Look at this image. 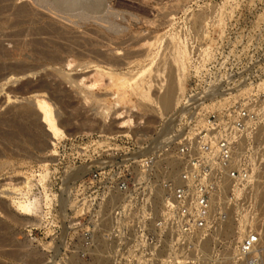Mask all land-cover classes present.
<instances>
[{"label":"rangeland","instance_id":"obj_1","mask_svg":"<svg viewBox=\"0 0 264 264\" xmlns=\"http://www.w3.org/2000/svg\"><path fill=\"white\" fill-rule=\"evenodd\" d=\"M24 7L28 12L21 15ZM0 49L1 66L37 68L6 80L8 71L0 73V120L23 124L14 116L26 106L39 113L36 147L20 151L0 138V264H236L233 258L244 235L231 237L239 238L232 248L216 236L217 225L241 226L243 209L263 217L259 203L238 207L245 192L235 189L232 212L222 220L218 210L206 233L212 250L202 253L197 246L190 253L169 228L173 215L162 183L184 170L190 156L181 155L180 148L195 147L209 109L221 117L216 136L230 138L236 153H244V166L259 172L264 159V0H0ZM169 49L183 86L178 105L169 112L121 106L118 110L128 111L133 125L119 129L123 119L115 114L105 118L102 108L112 94L128 88L114 83L111 73L131 72L137 84ZM51 56L57 62L48 61ZM97 77H102L100 89L92 93L87 86ZM43 83L41 98L18 94ZM210 92L214 94L208 96ZM204 95L208 98L197 108ZM247 107L258 121L242 138L233 118ZM0 131L17 132L15 127ZM252 157L256 160L250 163ZM216 158L215 152L207 155L214 166ZM124 177L131 179L130 191L120 193L117 182ZM152 189L162 191V197L149 208ZM19 190L31 202L41 200L38 217L36 210L24 213L12 203L22 199ZM131 204L141 219L134 231L113 224ZM156 220L163 222V234L152 240ZM87 230L94 242L84 250ZM111 244L114 249L108 248Z\"/></svg>","mask_w":264,"mask_h":264},{"label":"bare ground","instance_id":"obj_2","mask_svg":"<svg viewBox=\"0 0 264 264\" xmlns=\"http://www.w3.org/2000/svg\"><path fill=\"white\" fill-rule=\"evenodd\" d=\"M50 11H51V9H50ZM27 12H28V10L26 7L19 10V13L21 15H24ZM82 19H83V17H82ZM6 23H7V21H6ZM42 29H41V31H42ZM54 30H56V29L54 28ZM57 31H59V30H57ZM48 33H50V32H48ZM32 35H34V34H32ZM36 35L38 36V34H36ZM49 35L51 36V33ZM44 36H46V35H44ZM52 38L55 39L54 37H52ZM46 39L49 40L47 36H46ZM40 41H41V39H40ZM40 41L38 38V42H40ZM9 42H10V39H9ZM33 42H35V41L33 40ZM38 42H37V44H38ZM21 44H22V42H21ZM21 44H19V45H21ZM23 44H25V43L23 42ZM44 45H46V44H44ZM4 47H5V45H4ZM23 47H24V45H23ZM6 48L9 49V47H6ZM12 48H14V47H12ZM5 50H7V49H5ZM7 51L10 52V50H7ZM33 51L35 52L38 50H33ZM17 54H18V52H17ZM173 56H174L173 52L171 51V49H169L161 57L157 68L151 74H149L147 77L142 79L137 84H134L135 75L132 74L131 72H129V73H119V72L111 73L112 81L114 83L116 81L122 82L128 88V90L125 92H122V93L118 92V93H114L111 95V97L109 98L110 102L109 103L106 102L102 108L103 116L105 118H110L114 114L118 115L119 116L118 119H121V118L123 119V121L121 123H119V129H126V128L129 129L133 125V119H132L133 117H132V115H129L128 111L120 112V110H118V109L121 106L122 107L123 106H131L132 109L133 108L134 109L141 108L142 110H146V111H150L153 109H159L163 112H169V111H172L174 108H176V106L178 105L179 101L182 98L183 86H182V81H181L180 76H179V71L176 70L173 66L174 65L173 64ZM2 57L3 56L0 57V60ZM99 57H101V56H99ZM47 60L50 62L52 61L54 63L57 62V59L53 56H51ZM109 60H111V59H109ZM100 61H102V60H100ZM103 62H105V60H103ZM97 69H98V67H97ZM35 70H37V68L27 67V66H22V65L21 66H13V67L8 68L5 66H1V64H0V73L3 71L4 72L8 71V75H5V80L8 79L7 78L8 76L10 78L26 77L30 74H33V72ZM1 78H3V77H1ZM101 78L102 77L95 78L94 81L92 82V84L87 86V89L92 93H95L96 91H98L100 89L99 83L101 81ZM46 86L47 85L43 83V85L41 84L35 88H31L27 92H25L26 90L23 91L21 89L18 91V94H22V95L32 94L34 97L41 98L42 96L39 95V92H40L39 89H44V88H46ZM155 91H158V92L155 94ZM213 94H214L213 92H210L208 96H212ZM14 96H16V95H14ZM208 96L204 95L203 97H201V100L199 101L197 108L200 106V104H202L208 98ZM10 99L11 98L9 97L8 100H10ZM89 99H90L89 96L85 97L86 101H88ZM106 100H108V99H101V101H106ZM42 102L45 103V101L43 99H42ZM251 109H252V107H247V110H251ZM260 112L263 113V111H260ZM124 114H126V115H124ZM14 117L17 120L22 121L23 124H19V123L17 124L15 122H12L9 120L8 121L0 120V129H2V127H15V129L17 130V132L16 131L7 132V134H4L6 132L3 133L0 131V138H1V140H3L2 142L4 143V141H6V143L9 146L15 147V148L19 149L20 151H24V147L26 145H31V146L36 147V130L35 129L38 128L36 125V117L39 118V113L36 112L34 107L26 106V107L19 108L18 112L15 114ZM47 117H50L49 111H47ZM59 129L56 128L57 133L61 132V130H59ZM226 130L228 132H230L229 126L226 127ZM248 131H249V128H248ZM235 134L233 133L232 137L234 139L239 138V135H235ZM244 136H246V132H244V134L241 137L243 138ZM229 141H231L230 138H229ZM231 143H232V147L234 149V142L231 141ZM234 159L236 161H238L242 166L244 165V159H245L244 153H239V152L236 153V151H235L234 152ZM165 160L169 164L171 159L167 155L165 157ZM254 160H256V158L252 157L249 162L252 163V161H254ZM255 169H257L255 171H258V168H255ZM250 171H251L252 177H255L256 179H258V182H256V183L254 182V184L250 185L249 187H244V186H240V185H238L236 187V189L238 191L241 192L242 190H244V192H245L244 198L242 199V203L238 204V207H240V208L248 207V206L252 205L250 202H253V205H255L256 203H259L260 207L262 209H264V191L262 190L261 174H260V172H257V174H255L254 168L253 169L251 168ZM25 185L28 186V183ZM225 185L227 187H231L233 184L229 180L226 179ZM19 191L22 193V199H17V200L14 199L12 203L16 206V208L18 210H20L24 213H32L34 210H36V216L38 217V212L40 211V207L42 204L41 200H39V198L36 197V202H31L26 198L28 193L24 194L22 190H19ZM160 194L162 195V191L160 193V190L158 191V189H152L149 192V194L147 195V200H146L149 208L150 207L152 208L158 204V199H160L162 197V196L160 198L158 197ZM194 200H195V194L192 193V196L190 197V199L187 200V203L188 204L191 203V205H192ZM243 202H245V203H243ZM218 209L219 208L216 206V208L213 212V216H212L213 219L216 218V214L218 212ZM230 210H231L230 212H232L233 207L230 208ZM260 218H261L260 214H257L254 212L248 213V211L243 209L242 218H241V226H233L231 223H227V224L223 225L224 222L223 223L219 222L217 225L218 229L216 228V230H217L216 236L227 239L229 241V245L232 248H234L241 235H246L248 232H251L254 230L264 232V229L260 226V223H259ZM37 219H36V226H38V223L40 222V220H37ZM13 221L16 223L18 222V220L16 218H13ZM140 223H141V219H140L139 210H138V208L133 207V204L129 205L123 214H119L116 219L115 218L113 219V224H118L120 226H124V227L128 228V230H130V231H134V230L138 229ZM170 227L172 228V231H174V227L171 224H169V228ZM3 230H6V229L3 228ZM103 231H105V230H103ZM105 234H106V232H105ZM161 234H163V231L159 230L157 235H161ZM167 235H169L171 238H173V234L171 232H169V234H167ZM233 235L239 236V238L237 237V239L236 238L232 239L231 237ZM176 236H175V238H176ZM207 238L209 239L210 237H208L207 235H205L204 237L202 236L199 244L197 245L198 247H200L199 251H201L202 253H208L212 250V246H213L212 241H209ZM2 240H0V242H2ZM107 243H106V245H107ZM108 248L114 249V245L111 244L110 246H108ZM106 250H107V248H106ZM10 256L13 258H17L18 253H12V254H10ZM233 259H235V261L237 259V250L235 253V257ZM99 264H112V263H109L108 261L104 262L103 260H100ZM140 264H153V262L152 261H144Z\"/></svg>","mask_w":264,"mask_h":264},{"label":"built area","instance_id":"obj_3","mask_svg":"<svg viewBox=\"0 0 264 264\" xmlns=\"http://www.w3.org/2000/svg\"><path fill=\"white\" fill-rule=\"evenodd\" d=\"M221 121L217 110L209 109L204 117L203 125L196 133L195 147L183 144L180 154L190 156L184 170L177 178H170L162 183V189L166 195L167 208L173 215L170 223L174 227V233L178 239L185 241V249L195 252L202 236L209 232L214 219L213 212L216 206L221 209L220 218L226 220L230 208H234L237 202L236 187L241 183L258 182L246 166H242L234 159V149L231 141L225 137H217L216 131ZM258 121V117L250 110L239 108L233 118V127L240 133ZM196 149V150H195ZM235 150V151H234ZM215 152L216 165L207 160V155ZM147 165V164H145ZM221 172V176L218 174ZM264 191V159L259 166ZM95 174L94 178H98ZM255 178V179H254ZM233 185L227 187L225 180ZM131 179L124 177L117 182V190L120 193L130 191ZM234 184H237L234 186ZM236 189V190H235ZM192 193L195 200L187 203ZM260 226L264 229V216L260 218ZM163 222L156 220L150 238H157L158 230H162ZM93 235L91 230L83 234V249L93 247ZM236 264H264V232L251 231L242 238L238 249Z\"/></svg>","mask_w":264,"mask_h":264}]
</instances>
